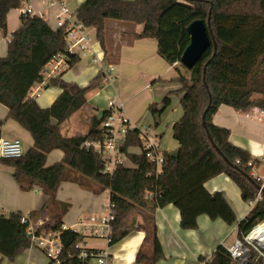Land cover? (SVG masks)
Instances as JSON below:
<instances>
[{
  "label": "trees",
  "instance_id": "trees-1",
  "mask_svg": "<svg viewBox=\"0 0 264 264\" xmlns=\"http://www.w3.org/2000/svg\"><path fill=\"white\" fill-rule=\"evenodd\" d=\"M23 1L0 0V35H7V14L20 8ZM76 13L87 27L95 28L104 57L108 54V21L141 26L139 32H133L134 39L154 38L157 53L175 65L176 81L181 86L167 92L160 107L151 103L148 110L152 116H159L171 105L170 97L181 94L182 115L172 126L178 147L164 151L161 174L148 175L152 168L144 155L129 152L131 145L140 146L135 133H130L122 150L137 168L119 165L112 175L103 173L101 155L82 145L103 139L104 114L92 115L84 134L63 135L60 129L65 120L85 106L86 94L103 85V74L98 72L80 87L60 78L51 79L50 84L61 92L47 108L38 106L35 99L28 98L30 88L41 80L40 72L53 55L65 49L66 39L63 31L53 29L39 16L21 14V26L12 32L7 53L0 57V103L9 109V118L28 131L33 145L16 158L0 157V164L12 170L20 189L28 191L36 186L48 197L44 209L50 213V223L45 229L61 230L62 258L69 252L73 254L69 264H74L75 245L84 239L72 228L62 229L61 218L68 204L58 203L56 191L61 182L70 180L94 194L110 191L115 205L111 245L133 229L144 232L135 255L138 264H155L164 259L154 213L168 204L178 210L181 229H196L202 214L212 221L221 219L228 226L235 224L236 238L249 249L246 264H264V259L244 241L252 228L264 223V181L252 175L257 160L247 149L229 141L227 129L212 122V115L221 104L242 111L264 109V0H84ZM195 19L205 24L210 19L215 48L211 44L194 66L186 69L180 57L190 41L186 27ZM80 58L71 57L69 67ZM254 94L259 97L253 99ZM203 112L206 128L202 124ZM1 126L0 120V129ZM53 149H60L64 157L46 167L47 154ZM219 174H225L237 185L245 203L253 202L243 219L238 220L220 191H207L205 182ZM256 184L263 185L257 200ZM152 189L158 190L157 197L145 199ZM39 212L30 214L36 218ZM20 215H0V255L9 261L31 245ZM200 260L204 264H234L222 244L216 246L209 259Z\"/></svg>",
  "mask_w": 264,
  "mask_h": 264
},
{
  "label": "crops",
  "instance_id": "crops-1",
  "mask_svg": "<svg viewBox=\"0 0 264 264\" xmlns=\"http://www.w3.org/2000/svg\"><path fill=\"white\" fill-rule=\"evenodd\" d=\"M53 0H25L20 8H13L7 14V34L21 26V14L23 8L32 7L34 14L42 18L53 29L55 28L54 17L57 8L51 6ZM61 1V0H58ZM71 9L77 7L84 0H64ZM141 26L134 27L130 23L119 21H108L107 23V51L104 57L108 64H113L116 76L112 82L103 85L86 94V104L79 111L75 112L69 119L61 125V133L68 136L84 134L89 126L92 115L101 117L105 113L106 105H100L96 96L100 92L104 93L106 102L116 96L124 104V112L127 117L137 123H154L156 126L160 122V117L168 113L166 128H171L182 115V107L179 102L181 94L170 97L171 105L165 109L163 114L152 116L148 110L151 103H158L169 91H176L180 88L176 81L177 71L175 65L168 64L162 56L157 53V41L154 38L134 39V31L139 32ZM88 33L93 39L94 47L99 49V42L95 36V28L88 27ZM8 42L4 41L0 35V57L7 53ZM98 67L91 65L87 58L81 57L72 67L63 71L60 79L77 86H86L98 74ZM61 89L49 84L39 97L35 99L38 106L47 108L60 94ZM94 96V100L92 99ZM259 95L254 94L253 99ZM96 99V100H95ZM249 110V109H248ZM247 111V110H245ZM245 111L236 110L230 105L221 104L212 115V122L229 131V141L242 149H247L257 161L253 165L252 173L258 179L264 181V119L261 122L251 120L244 116ZM9 109L0 103V120L2 126L0 137L14 140L20 139L23 153L32 147L33 139L20 123L9 118ZM148 117L151 121H147ZM162 143L166 151L175 150L178 147L176 140L166 144L162 132ZM167 145V146H168ZM163 146V145H162ZM129 152H138L136 146H131ZM45 166L60 162L64 154L60 149H53L48 152ZM128 166L133 167V163ZM208 192L220 191L224 198L232 207L238 220L246 216L247 211L252 206L245 203L240 198V190L225 174H219L213 179L205 182ZM56 191L58 203L68 204L67 211L63 214L62 227L64 229L74 228L84 217L98 212L103 205V200L107 190L99 194H94L89 189L79 187L73 181L61 182ZM47 196L36 186L32 190H22L19 188L10 168L0 164V215L8 217L11 213H31L40 211L39 218L50 220V213L44 209ZM56 210V209H55ZM156 218V234L164 251V259L155 264H204L200 257L209 259L218 244L228 243L236 238V225L228 226L221 219L212 221L206 215H199L196 229H181L178 210L172 205H165L157 208L154 213ZM144 232L133 229L125 237L111 245L108 251L112 255L111 264H138L135 262L137 249L144 239ZM88 242V238H86ZM89 245V243H88ZM91 247H100L89 245ZM48 260L41 249L30 246L14 259L9 261L0 255V264H47Z\"/></svg>",
  "mask_w": 264,
  "mask_h": 264
},
{
  "label": "built area",
  "instance_id": "built-area-1",
  "mask_svg": "<svg viewBox=\"0 0 264 264\" xmlns=\"http://www.w3.org/2000/svg\"><path fill=\"white\" fill-rule=\"evenodd\" d=\"M51 6L57 8L54 17L55 28L63 31L66 39V46L62 52L56 53L46 63L41 70V80L35 83L28 94L29 99H36L41 95L45 88L50 84L51 79L60 78L63 71L69 68V61L73 56H80L88 59L91 65H96L98 71L103 74V79L112 82L116 76L115 67L108 64L102 51L94 47L93 39L88 33V27L77 18L75 10L67 6L64 0H53ZM23 16H33L32 7L22 9ZM4 41L10 42V35L2 36ZM104 113V121L102 124L103 139L98 141H85L83 147L92 150L94 153L101 155L103 161V173L112 175L116 167L123 165L130 168L123 148L127 144L130 133H135L140 140V146H136L138 152L143 154L146 161L151 165L148 175H159L162 173V165L164 163V155L166 151L162 146V137L156 129L154 123H137L127 117L124 112V104L116 96L110 98L106 102ZM244 116L251 120L261 122L264 119V109L252 107L245 111ZM135 146V145H131ZM131 146L129 148H131ZM128 148V150H129ZM23 154L20 139L15 138L9 140L0 137V157L16 158ZM133 169L137 165L133 164ZM252 175H254L252 173ZM263 188V185H261ZM262 190H258L256 200L260 199ZM158 195L157 189L148 190L145 199L154 200ZM253 204V202H250ZM21 223L26 225V233L30 238V246L41 249L50 264H69V260L73 254L69 253L62 258L64 246L61 242V230L49 231L46 226L50 223L45 219L33 218L30 213H21ZM115 221V205L111 202L110 191L107 190L103 200V205L98 212L92 213L81 219L74 228L79 235L83 236L82 242L75 245L77 254L74 264H111L112 255L108 251L112 241L113 222ZM264 224V223H263ZM64 230V227H62ZM253 229V228H252ZM244 237L247 245L253 248L258 256L264 259V250L253 240L249 238V234ZM88 239H103L105 244L102 247H91L86 242ZM224 249L228 251L234 264H246L249 257V249L244 247L236 238L231 245L222 243ZM237 245H240L246 252L245 255L239 256ZM248 253V254H247Z\"/></svg>",
  "mask_w": 264,
  "mask_h": 264
},
{
  "label": "water",
  "instance_id": "water-1",
  "mask_svg": "<svg viewBox=\"0 0 264 264\" xmlns=\"http://www.w3.org/2000/svg\"><path fill=\"white\" fill-rule=\"evenodd\" d=\"M186 31L190 36V41L182 51L183 53L180 57V62L186 69H190L211 44H213L215 48V39L210 27V19H208L207 24H205L203 20L195 19L187 25ZM204 116L205 112H203L201 118L202 124L206 128V120ZM212 145L218 150L214 143H212ZM247 177L251 180L249 175H247ZM256 187L258 190L261 189L263 191L261 186L256 184Z\"/></svg>",
  "mask_w": 264,
  "mask_h": 264
},
{
  "label": "rangeland",
  "instance_id": "rangeland-1",
  "mask_svg": "<svg viewBox=\"0 0 264 264\" xmlns=\"http://www.w3.org/2000/svg\"><path fill=\"white\" fill-rule=\"evenodd\" d=\"M183 72H185V70L183 69ZM106 85H107V83L106 82H103V86L104 87H106ZM94 96H92V99L94 100V98H93ZM96 99L99 101V104L100 105H107L106 104V97L104 96V93H102V92H100V94H98L97 96H96ZM95 99V100H96ZM168 113H164L161 117H160V122H159V124L156 126V129H157V131L160 133V132H162L163 133V135H165V137H164V141H165V145H166V147H169V145L168 144H166L167 142H168V140H170L169 142H170V144H171V142H173V138H172V135H171V128H169V127H167L166 128V124H167V122L168 123H170V120L171 119H174V118H170V119H168V118H166V117H168V115H167ZM147 121H151V119L148 117V119H147ZM167 141V142H166ZM162 145H163V149H165V146H164V144L162 143ZM168 145V146H167ZM235 240H236V238H234V239H232V240H229V242L227 243L228 245H231L233 242H235ZM88 243H89V245H95V246H98V247H100L101 245H103V244H105V240H103V239H99V240H97V239H88ZM246 250V249H245ZM248 254V253H247Z\"/></svg>",
  "mask_w": 264,
  "mask_h": 264
},
{
  "label": "bare ground",
  "instance_id": "bare-ground-1",
  "mask_svg": "<svg viewBox=\"0 0 264 264\" xmlns=\"http://www.w3.org/2000/svg\"><path fill=\"white\" fill-rule=\"evenodd\" d=\"M249 238L255 241L264 250V224L255 226L251 230ZM236 248H238L239 256H243V254L245 255L246 251L240 245H237Z\"/></svg>",
  "mask_w": 264,
  "mask_h": 264
}]
</instances>
